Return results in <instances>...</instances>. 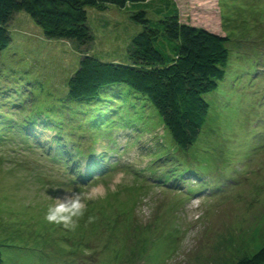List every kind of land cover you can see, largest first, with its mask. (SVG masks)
<instances>
[{
    "label": "rangeland",
    "instance_id": "1",
    "mask_svg": "<svg viewBox=\"0 0 264 264\" xmlns=\"http://www.w3.org/2000/svg\"><path fill=\"white\" fill-rule=\"evenodd\" d=\"M172 1L183 23L232 39L226 79L206 96L207 121L187 151L152 107L111 135L77 103L57 105L79 54L26 12L10 22L0 59L2 264H234L264 246V0ZM88 11L95 41L81 51L122 59L125 35L140 30L131 10ZM47 107H58L55 121L38 115ZM92 166L94 176H78ZM74 193L84 204L74 227L48 223V207Z\"/></svg>",
    "mask_w": 264,
    "mask_h": 264
},
{
    "label": "trees",
    "instance_id": "2",
    "mask_svg": "<svg viewBox=\"0 0 264 264\" xmlns=\"http://www.w3.org/2000/svg\"><path fill=\"white\" fill-rule=\"evenodd\" d=\"M156 2L149 12L148 0H0V59L12 43L10 22L26 12L48 39L70 41L79 54L65 99L56 100L57 105L77 103L94 127L111 135L142 119L145 106L152 107L177 147L187 151L207 121L206 96L226 79L232 39L183 23L172 0ZM112 5L131 10L140 30L125 35L130 42L122 59L104 61L81 48L95 41L88 9L105 11ZM51 108L38 115L55 121L58 107ZM234 264H264V246Z\"/></svg>",
    "mask_w": 264,
    "mask_h": 264
},
{
    "label": "clouds",
    "instance_id": "3",
    "mask_svg": "<svg viewBox=\"0 0 264 264\" xmlns=\"http://www.w3.org/2000/svg\"><path fill=\"white\" fill-rule=\"evenodd\" d=\"M84 214V204L79 194H73L66 200H57L48 207L45 220L48 223L62 224L66 228L74 227L75 218Z\"/></svg>",
    "mask_w": 264,
    "mask_h": 264
}]
</instances>
